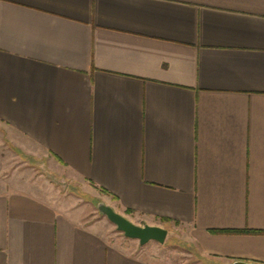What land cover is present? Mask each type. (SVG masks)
<instances>
[{
  "label": "crops",
  "instance_id": "crops-1",
  "mask_svg": "<svg viewBox=\"0 0 264 264\" xmlns=\"http://www.w3.org/2000/svg\"><path fill=\"white\" fill-rule=\"evenodd\" d=\"M28 160L200 261L264 264V0H0V264H155Z\"/></svg>",
  "mask_w": 264,
  "mask_h": 264
},
{
  "label": "rangeland",
  "instance_id": "rangeland-1",
  "mask_svg": "<svg viewBox=\"0 0 264 264\" xmlns=\"http://www.w3.org/2000/svg\"><path fill=\"white\" fill-rule=\"evenodd\" d=\"M31 181L42 191L44 198L64 203L67 207L76 206L81 209L85 222L96 226L103 232L109 242H123L129 248L136 247L142 259L155 264H214L213 261H200L196 254L179 239L178 226H168L167 236L163 244L149 242L139 246L137 241H129L116 231L106 218L97 212L96 206L103 203V195L94 188H82L71 181L66 174L53 173L45 160H28ZM29 177V176H28ZM125 219L127 216L119 214ZM129 221V220H128ZM142 227L143 224H136Z\"/></svg>",
  "mask_w": 264,
  "mask_h": 264
},
{
  "label": "water",
  "instance_id": "water-1",
  "mask_svg": "<svg viewBox=\"0 0 264 264\" xmlns=\"http://www.w3.org/2000/svg\"><path fill=\"white\" fill-rule=\"evenodd\" d=\"M97 212L104 216L110 222L117 232L123 235L128 240L137 241L139 246H144L149 242L163 244L167 231L159 228L144 225L142 227L136 226L121 215L115 213L110 207L99 203L96 206ZM232 264H250L245 262H233Z\"/></svg>",
  "mask_w": 264,
  "mask_h": 264
},
{
  "label": "trees",
  "instance_id": "trees-1",
  "mask_svg": "<svg viewBox=\"0 0 264 264\" xmlns=\"http://www.w3.org/2000/svg\"><path fill=\"white\" fill-rule=\"evenodd\" d=\"M162 221H163V222H166L165 220H162ZM244 233H245V234H247V233L250 234L251 232L244 231V232H240V233L238 232V233H233V234H244Z\"/></svg>",
  "mask_w": 264,
  "mask_h": 264
}]
</instances>
